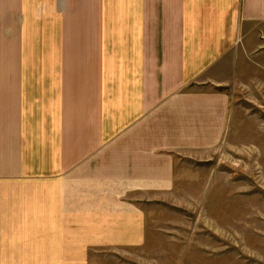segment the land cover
<instances>
[{"label": "crops", "instance_id": "crops-1", "mask_svg": "<svg viewBox=\"0 0 264 264\" xmlns=\"http://www.w3.org/2000/svg\"><path fill=\"white\" fill-rule=\"evenodd\" d=\"M262 45L264 0H0V264H157Z\"/></svg>", "mask_w": 264, "mask_h": 264}, {"label": "rangeland", "instance_id": "rangeland-1", "mask_svg": "<svg viewBox=\"0 0 264 264\" xmlns=\"http://www.w3.org/2000/svg\"><path fill=\"white\" fill-rule=\"evenodd\" d=\"M253 55L245 74L232 75L233 148L226 140L192 164L197 178L178 203L154 206L157 264H264V53Z\"/></svg>", "mask_w": 264, "mask_h": 264}]
</instances>
